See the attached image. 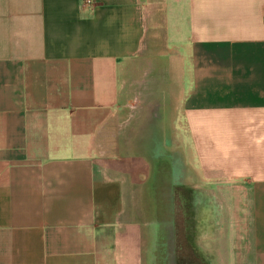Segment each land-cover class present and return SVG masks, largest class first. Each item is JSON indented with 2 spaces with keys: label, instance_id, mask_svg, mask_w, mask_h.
Returning a JSON list of instances; mask_svg holds the SVG:
<instances>
[{
  "label": "crops",
  "instance_id": "0c3cea01",
  "mask_svg": "<svg viewBox=\"0 0 264 264\" xmlns=\"http://www.w3.org/2000/svg\"><path fill=\"white\" fill-rule=\"evenodd\" d=\"M86 1L0 0V264H153L124 215L173 133L264 264V0Z\"/></svg>",
  "mask_w": 264,
  "mask_h": 264
},
{
  "label": "rangeland",
  "instance_id": "374dc122",
  "mask_svg": "<svg viewBox=\"0 0 264 264\" xmlns=\"http://www.w3.org/2000/svg\"><path fill=\"white\" fill-rule=\"evenodd\" d=\"M173 134L169 153H177L185 172H191L192 178H195L192 184L194 183L193 187L201 195L198 197L200 209L204 205L208 206L200 217L198 215L200 223L196 228L195 245L212 264H231L230 261L239 254L236 242L241 245V241H233L232 237L240 212L242 183L229 181L223 176H213L206 172L197 160L198 154L184 146H179L176 135ZM188 136L185 134L186 143H188ZM148 202L144 186H141L136 193L129 195L124 215L125 227L129 232H136L141 243L140 252L145 257L146 253L150 256L152 242L149 237L148 222L153 214ZM207 210H209L208 214L205 213Z\"/></svg>",
  "mask_w": 264,
  "mask_h": 264
},
{
  "label": "flooded vegetation",
  "instance_id": "af4514ba",
  "mask_svg": "<svg viewBox=\"0 0 264 264\" xmlns=\"http://www.w3.org/2000/svg\"><path fill=\"white\" fill-rule=\"evenodd\" d=\"M152 169L148 178L146 195L156 212L166 214L167 199L165 194L170 187L173 197V217L176 236V264H212L196 247V228L199 227L200 214L207 209H200V193L193 187L192 173L185 172L177 153L160 152L152 160ZM202 204V203H201ZM205 213H209L207 210ZM160 219V218H159ZM211 226V225H209ZM164 255L157 256L156 264H161Z\"/></svg>",
  "mask_w": 264,
  "mask_h": 264
},
{
  "label": "water",
  "instance_id": "95a60500",
  "mask_svg": "<svg viewBox=\"0 0 264 264\" xmlns=\"http://www.w3.org/2000/svg\"><path fill=\"white\" fill-rule=\"evenodd\" d=\"M165 197L167 199V209L166 214L163 216L160 211L158 213L156 212V205L153 208L150 203L151 212L153 214V221L150 225L152 230L150 256L152 257L153 264H156L158 255H164L161 264H176L173 197L170 187L168 188Z\"/></svg>",
  "mask_w": 264,
  "mask_h": 264
},
{
  "label": "built area",
  "instance_id": "2783aa9c",
  "mask_svg": "<svg viewBox=\"0 0 264 264\" xmlns=\"http://www.w3.org/2000/svg\"><path fill=\"white\" fill-rule=\"evenodd\" d=\"M86 3L92 5V4H94V0H87Z\"/></svg>",
  "mask_w": 264,
  "mask_h": 264
}]
</instances>
